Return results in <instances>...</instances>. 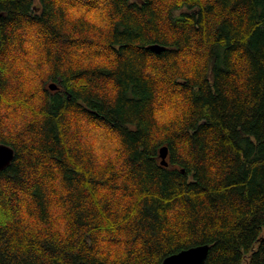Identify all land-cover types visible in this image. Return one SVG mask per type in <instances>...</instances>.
<instances>
[{"label":"trees","instance_id":"16d2710c","mask_svg":"<svg viewBox=\"0 0 264 264\" xmlns=\"http://www.w3.org/2000/svg\"><path fill=\"white\" fill-rule=\"evenodd\" d=\"M0 143V264H264V0H0Z\"/></svg>","mask_w":264,"mask_h":264},{"label":"water","instance_id":"95a60500","mask_svg":"<svg viewBox=\"0 0 264 264\" xmlns=\"http://www.w3.org/2000/svg\"><path fill=\"white\" fill-rule=\"evenodd\" d=\"M151 49L156 52H162L165 47L160 44H153ZM50 89H56L58 85L51 83ZM15 150L6 143H0V170L6 168L13 161ZM168 148L163 146L160 149L161 164L167 165ZM210 251V244H200L190 248L183 249L177 253L164 258L162 264H205Z\"/></svg>","mask_w":264,"mask_h":264},{"label":"rangeland","instance_id":"374dc122","mask_svg":"<svg viewBox=\"0 0 264 264\" xmlns=\"http://www.w3.org/2000/svg\"><path fill=\"white\" fill-rule=\"evenodd\" d=\"M112 143H114L115 145H116V143L113 141ZM99 145H100V147L102 146V144L99 142ZM105 153H107V149H103V154H105Z\"/></svg>","mask_w":264,"mask_h":264},{"label":"bare ground","instance_id":"6f19581e","mask_svg":"<svg viewBox=\"0 0 264 264\" xmlns=\"http://www.w3.org/2000/svg\"><path fill=\"white\" fill-rule=\"evenodd\" d=\"M52 83H55V82H52ZM50 84H51V83H50ZM50 84H49V85H50ZM56 84H57V83H56ZM57 85H58V84H57ZM58 87H59V85H58ZM58 87H57V88H58ZM49 88H50V87H49ZM57 88H56V89H57ZM52 90H53V89H52ZM54 90H55V89H54Z\"/></svg>","mask_w":264,"mask_h":264}]
</instances>
